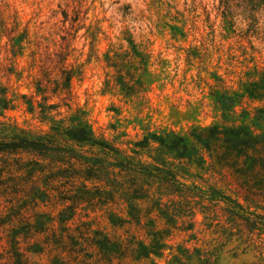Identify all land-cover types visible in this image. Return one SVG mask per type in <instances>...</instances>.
Listing matches in <instances>:
<instances>
[{
    "label": "trees",
    "instance_id": "trees-1",
    "mask_svg": "<svg viewBox=\"0 0 264 264\" xmlns=\"http://www.w3.org/2000/svg\"><path fill=\"white\" fill-rule=\"evenodd\" d=\"M231 9L240 10L256 25L264 0H225L221 11L225 21ZM62 17L68 27L59 35L58 48L32 52L28 72L32 90L20 95L26 112L46 129L0 122V264H157L155 257L162 256L167 247L164 237L170 232L152 228L146 230L151 235L146 240L136 233L108 232L98 218L102 216L111 228L144 225L142 203L150 214L173 198L195 201L204 210L223 204L232 224H242L247 233L256 231L264 243V103L252 110L235 109L244 98L264 102V65L254 64L231 95L215 92L222 122L190 134L199 149L175 134L150 132L118 144L97 135L83 110L68 113L72 81L81 75L82 64L68 61L75 25L66 12ZM99 33L95 22L88 34L92 50ZM124 39V48L109 46L102 53L105 67L113 70L106 72V89L113 84L131 89L147 72L148 55L130 36ZM20 41L18 37L19 49ZM53 98L58 101L50 103ZM3 99L8 100L5 92ZM204 150L211 164L232 179L235 198L216 186L180 181L193 160H205ZM243 236L239 241L245 244ZM193 249L195 259L186 248L185 256L172 254L167 264L190 260L211 264L213 257Z\"/></svg>",
    "mask_w": 264,
    "mask_h": 264
},
{
    "label": "rangeland",
    "instance_id": "rangeland-1",
    "mask_svg": "<svg viewBox=\"0 0 264 264\" xmlns=\"http://www.w3.org/2000/svg\"><path fill=\"white\" fill-rule=\"evenodd\" d=\"M224 4L225 0H0V122H16L33 131L46 129L26 112L20 95L32 90L28 88L32 52L58 48L59 35L68 27L62 24L66 12L75 25L68 61L82 64L81 75L72 81L68 113L83 110L97 135L118 144L150 132L175 134L199 149L190 134L222 122L215 92L231 95L254 64L264 65V9L254 25L237 9H231L225 21ZM95 22L101 33L92 50L88 34ZM128 36L148 55L143 82L136 78L131 89L114 84L106 89V72L113 70L105 67L102 53L109 46L124 48ZM4 92L8 100L3 99ZM262 103L244 98L235 109L252 110ZM65 110L61 109L67 114ZM202 152L205 160L185 165L187 174L180 181L203 188L216 186L235 198L228 173L212 165L208 153ZM172 200L150 214L142 203L144 225L111 228L101 213L98 220L108 232L136 233L146 240L151 237L146 230L170 232L164 237L167 247L162 256L155 257L157 264H167L172 254L183 256L186 248L195 259L193 247L213 257L211 264H264V243L256 231L247 233L242 224H232L223 204L204 210L195 201ZM241 235L247 239L245 244L239 241ZM41 260L44 263L46 257ZM190 261L185 264H194Z\"/></svg>",
    "mask_w": 264,
    "mask_h": 264
}]
</instances>
